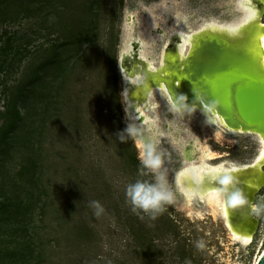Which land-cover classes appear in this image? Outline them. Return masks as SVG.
I'll return each instance as SVG.
<instances>
[{
    "label": "rangeland",
    "instance_id": "1",
    "mask_svg": "<svg viewBox=\"0 0 264 264\" xmlns=\"http://www.w3.org/2000/svg\"><path fill=\"white\" fill-rule=\"evenodd\" d=\"M9 2L0 0V202L9 206L0 214V264H255L264 188L253 243L229 246L223 218L208 215L197 196L190 202L177 179L202 164L206 145L217 156L211 164L253 162L259 137L211 125L196 107L181 112L160 88L142 105L124 98V53L128 65L142 55L158 66L172 32L239 24L247 15L242 0ZM15 97L22 115L9 130ZM149 151L160 160L156 173L142 164ZM132 154L140 165L129 161ZM33 161L32 173L23 170ZM157 175L171 202L154 217L134 212L128 186L154 183ZM29 202L37 205L25 225L15 211Z\"/></svg>",
    "mask_w": 264,
    "mask_h": 264
},
{
    "label": "bare ground",
    "instance_id": "2",
    "mask_svg": "<svg viewBox=\"0 0 264 264\" xmlns=\"http://www.w3.org/2000/svg\"><path fill=\"white\" fill-rule=\"evenodd\" d=\"M242 4L247 15L239 24L212 22L194 33L174 31L160 65L142 55L125 65L124 53L123 67L129 77L125 91L129 105H142L160 88L181 112L196 107L211 125L220 122L228 133L259 137L261 147L253 162L211 164L217 156L206 145L202 164L187 167L177 179L190 202L197 196L208 203V215L223 218L230 231L229 246L247 247L260 224L256 198L264 188V0H242ZM131 47L136 52L140 43L133 40ZM204 79L206 84H197ZM232 79L240 81L230 87ZM127 115L132 117L131 108ZM216 138L224 142L225 132L218 131ZM190 210L203 215L201 210Z\"/></svg>",
    "mask_w": 264,
    "mask_h": 264
},
{
    "label": "clouds",
    "instance_id": "3",
    "mask_svg": "<svg viewBox=\"0 0 264 264\" xmlns=\"http://www.w3.org/2000/svg\"><path fill=\"white\" fill-rule=\"evenodd\" d=\"M128 132L132 134L131 129H128ZM141 160L144 167L151 169L154 173L160 167L159 158L154 157L150 151ZM126 196L130 200L134 212L139 209L144 213L153 215V217L162 210L165 203L171 202V193L168 191L162 175H157L154 183L137 182L129 185ZM92 206L96 209V215L103 211L98 202L94 201Z\"/></svg>",
    "mask_w": 264,
    "mask_h": 264
},
{
    "label": "trees",
    "instance_id": "4",
    "mask_svg": "<svg viewBox=\"0 0 264 264\" xmlns=\"http://www.w3.org/2000/svg\"><path fill=\"white\" fill-rule=\"evenodd\" d=\"M9 1L13 2V1H16V0H3V2L7 3L8 5H10ZM4 14H5L4 8L0 7V17L2 15H4ZM34 80H35V77H34L33 81ZM12 114H13V119L9 123L8 128H7L9 130H11L12 128L15 127V125L17 124V121L21 118V115H22L21 108L18 106V102H17V98L16 97L13 99L12 104L9 106L8 114H7L8 116L7 117L12 116ZM124 144L125 145H123V147L126 148V151H127L128 150V145H126V140L125 139H124ZM129 161H135L136 164L140 165L139 159H137L136 155H134V154L130 155ZM36 167H37L36 163H35V161H33V162H31L29 164V166H27V165L24 166L23 170H26L28 173H32V172H30V170L32 168L35 169ZM30 176L31 177L29 179H30L31 182H33L34 181V177H33L32 174ZM36 205H37V203H30V202L25 207L18 205L16 207L15 213H16V216H19V222L24 223L25 225L29 224L30 218L27 216V214H28V212H30V211L32 212L33 210H35ZM8 207L9 206H8V204L6 202H0V214L4 211L5 208H8ZM19 230L21 231L22 228L18 227L16 230L12 229V231H10V233H13L12 235H14V233L18 232ZM5 232H9V230H7ZM24 232H25L24 233L25 236L22 235L21 237L22 238L23 237H28V236H26L27 235L26 230Z\"/></svg>",
    "mask_w": 264,
    "mask_h": 264
},
{
    "label": "water",
    "instance_id": "5",
    "mask_svg": "<svg viewBox=\"0 0 264 264\" xmlns=\"http://www.w3.org/2000/svg\"><path fill=\"white\" fill-rule=\"evenodd\" d=\"M126 65V63H125ZM124 66V64H123ZM204 78V77H203ZM240 80H235V79H232L229 86L232 87L233 85L237 84ZM206 79H204L203 81H198L197 84H206ZM144 83V81H142V84ZM199 87V86H198ZM124 98L126 99V94H124ZM264 115V113H263ZM256 118V117H255ZM256 264H264V235H263V238H262V242H261V246H260V249H259V253H258V257H257V260H256Z\"/></svg>",
    "mask_w": 264,
    "mask_h": 264
},
{
    "label": "snow or ice",
    "instance_id": "6",
    "mask_svg": "<svg viewBox=\"0 0 264 264\" xmlns=\"http://www.w3.org/2000/svg\"><path fill=\"white\" fill-rule=\"evenodd\" d=\"M253 167H256V165H254ZM241 170H234V172H240Z\"/></svg>",
    "mask_w": 264,
    "mask_h": 264
}]
</instances>
